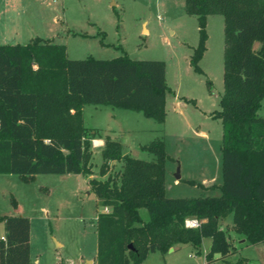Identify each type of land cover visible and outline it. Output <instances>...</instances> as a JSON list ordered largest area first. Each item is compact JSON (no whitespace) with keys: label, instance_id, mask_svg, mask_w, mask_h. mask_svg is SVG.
<instances>
[{"label":"trees","instance_id":"16d2710c","mask_svg":"<svg viewBox=\"0 0 264 264\" xmlns=\"http://www.w3.org/2000/svg\"><path fill=\"white\" fill-rule=\"evenodd\" d=\"M184 8L198 20L190 64L199 73L206 17H223V92L213 114L222 123V181L208 187L219 188V195L166 197L169 156L161 138L140 146L153 155L144 160L123 154L120 141L106 136L99 175L107 176L90 177L96 131L84 125V105L141 111L163 123L171 91L164 61L132 59L125 51L111 59H70L65 44L39 37L0 44V174L24 181L37 174L89 176L97 203L109 209L96 219L97 264H142L149 253L165 254L180 244L198 249L204 238L211 240L207 261L215 254L225 258L233 252L230 230L247 243L264 242V116L258 113L264 100V0H184ZM112 162L121 163L113 174ZM229 216L231 224L223 228ZM188 219L197 224L187 225ZM0 222V264H33L30 219L0 214Z\"/></svg>","mask_w":264,"mask_h":264},{"label":"rangeland","instance_id":"374dc122","mask_svg":"<svg viewBox=\"0 0 264 264\" xmlns=\"http://www.w3.org/2000/svg\"><path fill=\"white\" fill-rule=\"evenodd\" d=\"M205 29L206 49L199 61L203 72L199 73L190 64L198 43V20L185 12L184 0H0V44H25L39 37L65 44L70 59H111L125 51L132 59L165 62L171 91L166 93L163 123L141 111L93 104L84 106L83 121L96 131L90 177L98 179L107 176L99 175L106 136L120 141L123 154L144 160H152L153 155L140 146L163 139L169 156L165 195L172 198L221 193L199 183L211 178L222 181V123L213 114L220 109L223 92V17L208 15ZM258 113L264 116V100ZM120 169V162L110 163L111 174ZM90 177L37 174L24 181L17 174H0V214L30 219L33 263L96 261V219L103 209L88 183ZM139 213L148 220L146 209L140 208ZM225 220L223 228L229 225ZM228 234L233 252L225 258L215 254L207 261L211 240L204 238L198 249L180 244L170 253H149L142 264H264V242L250 244L231 230Z\"/></svg>","mask_w":264,"mask_h":264},{"label":"crops","instance_id":"0c3cea01","mask_svg":"<svg viewBox=\"0 0 264 264\" xmlns=\"http://www.w3.org/2000/svg\"><path fill=\"white\" fill-rule=\"evenodd\" d=\"M146 32H147V30H146ZM85 106V105H84ZM83 109H84V107H83ZM99 141L101 142L102 140L101 139H99ZM103 143V142H102ZM113 163H115V162H113ZM177 180V179H176ZM179 181V180H178ZM221 183V182H220ZM220 183H216V182H214L213 181V178H211V179H209L206 183H202L203 185H204V187H209L210 185H212V184H215V185H218V184H220ZM102 212H107V211H109V209L108 208H104V207H102ZM225 221H227V223H231V216H229V217H227L226 218V220ZM30 228H31V224H30ZM3 235H4V227H3V223H2V226L0 227V238H3ZM243 241H245V239H243L242 240V242ZM211 242V241H210ZM60 245V244H59ZM30 246H31V231H30ZM179 245H177V246H175V247H172V250H168V252L167 253H170V252H173V251H175V249L178 247ZM30 252H31V250H30ZM166 254V253H165ZM30 258H31V254H30ZM32 261V260H31ZM32 263H33V261H32ZM35 263H37V260H36V262ZM35 263H33V264H35ZM91 264H97V262L96 261H94L93 263H91Z\"/></svg>","mask_w":264,"mask_h":264},{"label":"built area","instance_id":"2783aa9c","mask_svg":"<svg viewBox=\"0 0 264 264\" xmlns=\"http://www.w3.org/2000/svg\"><path fill=\"white\" fill-rule=\"evenodd\" d=\"M186 224L187 225H190V226H195L197 224L196 220L195 219H191L189 220L188 222L186 221Z\"/></svg>","mask_w":264,"mask_h":264},{"label":"water","instance_id":"95a60500","mask_svg":"<svg viewBox=\"0 0 264 264\" xmlns=\"http://www.w3.org/2000/svg\"><path fill=\"white\" fill-rule=\"evenodd\" d=\"M175 178H176L177 180L180 179V174H179V172H177V174L175 175ZM170 250H172V248H170L169 251H170Z\"/></svg>","mask_w":264,"mask_h":264}]
</instances>
